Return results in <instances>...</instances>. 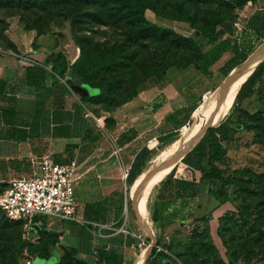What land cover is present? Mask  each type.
<instances>
[{
    "label": "trees",
    "instance_id": "trees-1",
    "mask_svg": "<svg viewBox=\"0 0 264 264\" xmlns=\"http://www.w3.org/2000/svg\"><path fill=\"white\" fill-rule=\"evenodd\" d=\"M84 1L88 0H0V7L4 6L7 10L17 8L19 12H13L10 15L12 17L18 15L24 29L36 30L39 35L44 34L47 27H60L59 24L51 21V19L53 20L52 17L47 18V13L54 11V16L57 19H63L61 20L64 22L63 26L66 23L70 24L72 38L80 48V55L71 66L72 73L78 82L95 90V92H89L80 98L82 102L80 107L85 111L86 109L94 110L93 107L99 105H114L113 108L107 110L108 113H113L124 103L137 96L150 80L156 79L157 82L163 84L167 80L168 72L173 68L184 70L193 67L206 75H210L212 74L210 68L225 51L231 49L234 53L233 58L220 68V72L229 77L230 72L235 67H239L248 60L249 55L256 48V43L264 39V9L256 11L245 20L241 37L239 40L234 38L237 28L235 26L237 17L234 11L243 9L249 2H256L257 0H112L117 10L115 17L126 22L135 32L136 38L146 42L148 49V55L143 56L137 62L136 68L127 72L124 70V56L116 47L86 48L83 40L75 34L74 20L78 16L80 17V12L76 11L71 14V11L75 7L80 9ZM147 11H152L157 17L187 23L199 33V39L184 35L173 28L153 23L148 19ZM83 15L87 14L84 13ZM90 15L94 19L99 18L97 13ZM136 38L133 39L138 40ZM6 43L10 47L16 48L8 40V37ZM177 53H180L181 56L185 53L186 60H180ZM137 58L138 53L133 52L131 59ZM46 62L53 66L52 71L64 77L68 69V62L62 52H53L46 59ZM47 74L48 70L41 64L34 63L27 67V80L32 85L41 83ZM239 89L234 103L236 109L219 125L209 127L196 146L175 163L176 165L183 162L188 167L199 171L201 177L199 181L181 178L175 181V186L170 184L167 188L161 187L159 195L162 199L161 205L165 209L178 197L197 195L200 184H205L209 188V194L219 199L223 197L221 195L223 186L218 187V184L222 182L227 185L237 184L235 178L240 177L238 170L230 171L228 167L221 166L222 163L227 162L228 158L225 141L238 132L252 133L255 141L261 139L257 137L264 130V60L252 71ZM249 97L258 99L259 103L255 108L253 106L252 108H245L240 104ZM183 111L180 109L168 115L167 121L173 126H180L182 123L177 124L178 116ZM3 114L8 118V123H13L15 114L12 110H4ZM109 122L113 124L114 120L107 117L105 119L106 127ZM136 135L135 131L122 133L118 139V144L124 145L131 142ZM150 156L151 152L147 148L142 149L136 156L128 175L130 184L141 174L143 158ZM228 202L233 204L232 200L226 198L218 207ZM100 211V205H95L93 209L91 206L86 208L84 218L89 221L85 224L88 225L89 231L96 227L92 222L99 219ZM230 213H232L231 210H225L218 218V235H220L221 229L220 222ZM0 214L6 217L5 214L1 212ZM158 219V210L154 208L151 220L156 222ZM212 219L213 214H210L194 221L201 224L206 223L208 232L211 233L210 222ZM5 221V224L0 222V225L11 223L8 220ZM45 223L41 226L42 234L46 235L43 244V257L49 258L53 249L62 246L65 253L60 254V259L56 264H78L73 257L74 255L79 256V247L64 246L61 241V232L48 231ZM122 224L123 220L120 218L116 225L120 227ZM255 227L261 235L264 234L263 228L256 225ZM131 241H135V238L132 237ZM212 244L215 246V253L221 255L217 245L213 242ZM157 245L158 247H153L146 264H224L225 261L222 255L215 261L197 258L194 254L198 250V245L193 243L183 245L177 236L169 241L158 236ZM111 258V249L101 248L95 262L81 259L79 264H110ZM6 264L10 263L7 262Z\"/></svg>",
    "mask_w": 264,
    "mask_h": 264
},
{
    "label": "crops",
    "instance_id": "crops-1",
    "mask_svg": "<svg viewBox=\"0 0 264 264\" xmlns=\"http://www.w3.org/2000/svg\"><path fill=\"white\" fill-rule=\"evenodd\" d=\"M251 4L253 8L250 14L245 16L243 22H236L235 26L243 28L245 20L256 11L264 9V0ZM8 21L10 24L5 32L16 48L9 45L0 48V178L30 175L37 171L38 161L47 154H51L59 162L75 159L79 177L76 187L78 216L85 223H89L84 218L86 208L91 206L93 209L95 205H100L101 211L99 219L92 222L96 226L94 229L89 231L86 227H80L81 234L77 236L76 243L65 246L79 247V256L88 261L95 262L99 250L106 248L112 251L110 264H146L151 253L145 260L143 255L146 253L138 257L132 248L133 233L129 235L116 230L98 234L97 231L110 226L117 229L116 224L121 218L118 212L124 194L128 198V191L123 190L121 179H124L125 171H129L132 166H128L124 155L134 151L129 147H135L138 139L144 138L151 128L156 127V114L165 106L151 105L156 98L160 99L163 93L167 95L170 84L174 83L171 76L174 70L168 72L167 80L163 84L148 82L137 96L110 113L114 123L111 127H106L105 119L108 116L100 118L94 111H85L80 107L81 96L95 90L78 82L72 73L71 66L80 55L78 45L74 42L75 48H60L55 40L53 43L42 40L44 34L39 35L36 30L24 29L20 24V17L13 16ZM179 23L183 24L184 28L187 25L185 22ZM242 33V29L237 27L234 38L239 40ZM59 51L68 62L64 77L52 71L53 66L46 62L53 52ZM233 56L231 49L225 51L210 68L211 71L215 65L220 70ZM34 63L43 65L48 74L41 83L32 85L27 80V67ZM189 69L179 70L178 73L186 74ZM8 109L15 114L13 123H8V118L3 114V111ZM177 110L180 108L168 111L165 113L166 117ZM166 123L172 125L167 118ZM131 131L137 133L136 137L129 143L119 145L121 134ZM145 145L143 143L137 146L135 152L128 155L133 158L132 164ZM156 192L152 197L153 209L158 210L159 219L156 222L151 220L147 223L143 216V206L138 211L135 202L133 204L143 228L151 227L156 241L158 236L169 241L177 236L180 228L194 226L197 224L195 219L209 214H213L215 218L210 222L212 236H215L216 222L228 204L218 207L219 204H215V198L209 194V188L205 184L199 185L197 195L178 197L166 209L161 205V190ZM131 197L133 199L132 194ZM60 222L63 221L53 219L50 224L55 225L56 230L62 234ZM80 236H83V239Z\"/></svg>",
    "mask_w": 264,
    "mask_h": 264
},
{
    "label": "rangeland",
    "instance_id": "rangeland-1",
    "mask_svg": "<svg viewBox=\"0 0 264 264\" xmlns=\"http://www.w3.org/2000/svg\"><path fill=\"white\" fill-rule=\"evenodd\" d=\"M252 8V4L249 2L243 9H236L234 11L237 17L236 21L243 22L244 19H246L245 16L249 15L252 11ZM168 10H170L169 7ZM76 11L80 12V17L78 16V18L74 20V32L83 40L86 48L116 47L124 56V70L127 72L132 68H136L137 62L143 56L148 55L146 42L136 38V34L131 30L130 26L126 22L115 17L117 10L112 0L84 1L80 9L75 7L72 9L71 14ZM13 12H19V10L17 8L14 10H7L4 6L0 7V48H6L7 35L5 31L9 27L10 23L8 19L12 17L10 14ZM84 13L87 15H83ZM91 13L99 14V18H92L90 15ZM54 14V11L47 13L48 17H46H52L53 20L51 19V21L59 24L60 27L46 26L47 30L44 36H42V40L49 43H53L55 40L60 45V48H75V43L69 29V23L63 26L64 22L61 21L63 19H57ZM147 17L158 25L173 28L182 34L193 36L196 39L200 37L199 33L194 31L188 24L185 25L186 27L184 28L183 24L157 17L152 11H147ZM20 24L23 27L21 21ZM263 41L264 39L258 41L255 45L256 48ZM171 51L173 52L174 50L172 49ZM133 52L138 53L137 59H131ZM177 56L180 60H186L185 53H183L182 56L180 53H177ZM172 70H174V73L171 74V76H173L172 82L174 83L170 84L167 95L163 93L164 95L162 94V97H164H160V99L156 98L151 105L152 107L154 105H157V107L165 106L157 113L158 115L156 114L154 123L156 127L151 128L144 135V138L138 139L135 142V147H129V149L133 148L134 151L124 155V160L129 164L127 165L131 166L133 165L131 163L133 158L131 159L128 155H132L137 146L145 143V148L151 152L149 158H143L142 172L132 184L129 182L130 177L121 179L123 190L128 191V198H126L124 194L118 212L123 220V224L117 227V229L113 226L102 227V231H97L98 229H96L98 234H100V232L109 233L116 230L120 232H123L121 230H125L126 234L133 233L135 241L134 244H132V248L138 254V257L143 253L148 255L152 252L153 247H158V245L157 241L153 238L154 235L151 231V227L143 228L137 210L139 211L141 206H143V216L146 222L148 220L151 221V216L153 214L152 197L155 196L157 190H161V187L167 188L170 184L175 186V181L181 178L196 179L199 181L201 177L199 171L188 167L183 162H179L175 166L173 165L171 168L167 169L168 171L165 170L166 172L160 171L150 176L151 171L160 163L161 157L183 136L186 127L194 124L200 114V106L202 104L211 105L217 100L232 75L230 74L229 77L228 75L224 76L217 65L213 67L212 74L210 75H206L193 67H190V69L187 70L188 72L183 75L178 73L179 70L176 68ZM152 82L156 84L157 80L152 79L149 83L152 84ZM239 91L240 89L236 91L234 100L228 111L225 112L222 119L215 125H219L226 120L236 109V104L234 103L236 102ZM257 100L258 99L255 97H249L244 99L240 104L245 108H252V106L255 108L259 103ZM113 107L114 105H99L93 107L95 111H91H94L97 117L101 118L103 116H108L112 118L107 110ZM178 108L184 110L182 114L178 116L177 122V124H182L178 127L168 125L166 123L167 117L165 113ZM112 125L113 124L109 122L107 127H111ZM263 132L257 137L258 139L261 138L259 139L260 141H255L253 138L254 136L249 132H238L225 141V146L228 149V158L227 162L222 163L221 166L228 167L230 171L238 170V175L240 177L235 178L237 179V184L234 185H227L224 182L218 184V187L223 186V191L221 190V195L223 197L219 199L213 195L216 202L215 204H220L226 198L232 200L234 204L228 202V205H226L227 207H225V210H231L232 213L227 215V217L220 222V235H218L216 230V234L213 237L212 232H208V225L206 223H197L194 226L180 228L179 233L176 234L183 245H191L192 243L198 245V250L194 254L197 258L215 261V259L220 258L222 255L225 259L224 264H264V234L261 235L255 227L256 225L264 229ZM155 138L156 140H154ZM37 171L40 173L39 168H37ZM162 172L165 173L161 175ZM134 202L137 210L134 209ZM213 219L215 218L213 217ZM5 220L11 223L8 225H0V264H6L7 262L10 264H56L60 259V254L65 253L62 246H57L51 251L49 258L43 257V244L46 240V235L42 234V227L31 230L28 233V230L25 228L24 220H15L7 216H1L0 214V222L5 224ZM51 220L53 219H44L43 221V223L46 222L45 224L48 231L59 232L56 230L57 227L55 225L50 224ZM216 223V228H218L219 222ZM84 224L86 223L83 220L79 222L68 220L60 222L63 234V239H61L62 244L65 246L66 244L72 245L76 243L77 236L81 234L79 228H83ZM85 227L88 228V225H85ZM80 237L83 239V236ZM210 241L217 245L221 255L215 253V246L212 242L210 243ZM73 258L78 264L81 262V259H83L78 255H74ZM90 262H94V260Z\"/></svg>",
    "mask_w": 264,
    "mask_h": 264
},
{
    "label": "built area",
    "instance_id": "built-area-1",
    "mask_svg": "<svg viewBox=\"0 0 264 264\" xmlns=\"http://www.w3.org/2000/svg\"><path fill=\"white\" fill-rule=\"evenodd\" d=\"M38 167L40 173L0 178V212L11 219L24 220L28 233L41 227L44 219L81 221L76 192L77 161L59 162L47 154L38 161ZM128 175L126 170L124 178Z\"/></svg>",
    "mask_w": 264,
    "mask_h": 264
},
{
    "label": "bare ground",
    "instance_id": "bare-ground-1",
    "mask_svg": "<svg viewBox=\"0 0 264 264\" xmlns=\"http://www.w3.org/2000/svg\"><path fill=\"white\" fill-rule=\"evenodd\" d=\"M249 56L248 60L242 65L235 68V70L233 69L234 71L231 72L232 75L229 78L228 84L217 100L211 105L202 104L200 106V114L194 124L186 127L183 136L161 157L160 163L151 171L150 176L160 171H168L167 169L175 165L202 138L209 127L214 126L222 119L234 100L236 91L252 71L264 60V41ZM165 172H162L161 175Z\"/></svg>",
    "mask_w": 264,
    "mask_h": 264
},
{
    "label": "water",
    "instance_id": "water-1",
    "mask_svg": "<svg viewBox=\"0 0 264 264\" xmlns=\"http://www.w3.org/2000/svg\"><path fill=\"white\" fill-rule=\"evenodd\" d=\"M206 132H207V131H206ZM204 135H205V134H204ZM202 137H204V136H202ZM201 139H202V138H200V140H201ZM200 140H198V142H199ZM198 142H196V144H197ZM196 144H195L190 150H192V149L196 146ZM190 150H189V151H190ZM189 151H188V152H189ZM188 152H186V153L182 156V158H183ZM182 158H181V159H182ZM146 257H147L146 254L143 255V259H144V260L147 259Z\"/></svg>",
    "mask_w": 264,
    "mask_h": 264
}]
</instances>
